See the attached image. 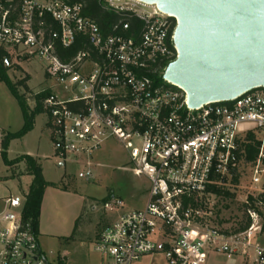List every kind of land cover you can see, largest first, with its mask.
Wrapping results in <instances>:
<instances>
[{
    "label": "built area",
    "instance_id": "1",
    "mask_svg": "<svg viewBox=\"0 0 264 264\" xmlns=\"http://www.w3.org/2000/svg\"><path fill=\"white\" fill-rule=\"evenodd\" d=\"M106 5L138 26L123 20L104 34L80 3L0 0V50L41 61L50 83L42 109L55 159L84 163L78 177L90 182L93 157L115 141L135 176L149 183L143 209L120 213L122 201L105 203L120 215L99 234L96 251L105 264L149 256L206 264L210 252L264 264L256 243L264 204L253 207L251 191L243 199L251 221L244 232L225 233L211 222L213 201L242 188L241 165L249 166L252 186H264V88L189 108L187 93L164 79L178 57L177 19L139 0ZM249 145L258 151L253 161ZM25 203L24 194L0 198V264H50Z\"/></svg>",
    "mask_w": 264,
    "mask_h": 264
},
{
    "label": "rangeland",
    "instance_id": "2",
    "mask_svg": "<svg viewBox=\"0 0 264 264\" xmlns=\"http://www.w3.org/2000/svg\"><path fill=\"white\" fill-rule=\"evenodd\" d=\"M104 2L107 3V0ZM7 67V76L12 83L17 84L29 78L27 81L29 90L18 87V93L24 97L29 108L34 109L36 107L35 97L50 85L43 63L36 59L27 61L14 57L10 58V64ZM46 121L45 113L39 114L35 117L33 129L30 132L10 141L7 156L10 161L16 160V163L11 167L6 166L1 156V141L6 135L16 134L23 129L24 116L18 100L6 84L0 82V198L25 195L28 192L31 179L27 177L25 160L20 161L19 159L23 156H32L41 166L47 181L61 182L63 180L66 186L63 183L56 186L68 188L72 195L67 196L69 199L65 202L62 198L56 197L57 194L52 196L51 193H54L56 189L50 187L43 205L46 216L52 208L59 211L62 216L64 207L73 209L75 205L79 207L80 203L84 204L79 228L86 232L81 235L76 233L80 240L71 243L68 247L71 251L68 260L72 262L71 264H87L91 259L97 260L102 257L95 250L94 236L113 224L119 218L120 213L143 209L148 199L149 183L145 178L135 176L130 167L128 155L115 141H110L101 153L93 157L91 169L95 179L90 182L78 177L86 166L84 163H67L64 167H59L54 157L49 132L45 126ZM241 174L240 187L242 188H231V197H221L213 201L216 206L211 217L212 225L229 234H234L246 223L247 210L243 199L247 193L251 191L254 197L258 198L261 189L264 188L260 185H251L248 165H241ZM112 198L124 203L125 207L120 213L105 210V203ZM40 244L50 264H53L63 243L58 240L41 238ZM135 264L166 263L161 256H149Z\"/></svg>",
    "mask_w": 264,
    "mask_h": 264
},
{
    "label": "water",
    "instance_id": "3",
    "mask_svg": "<svg viewBox=\"0 0 264 264\" xmlns=\"http://www.w3.org/2000/svg\"><path fill=\"white\" fill-rule=\"evenodd\" d=\"M177 19L164 79L199 108L264 88V0H139Z\"/></svg>",
    "mask_w": 264,
    "mask_h": 264
},
{
    "label": "trees",
    "instance_id": "4",
    "mask_svg": "<svg viewBox=\"0 0 264 264\" xmlns=\"http://www.w3.org/2000/svg\"><path fill=\"white\" fill-rule=\"evenodd\" d=\"M69 1L71 3H80L83 6L84 16L96 22L104 34L108 33L112 26L117 25L119 22L123 20L130 21L133 28H136L138 26V22L136 20H129L128 18L119 16L115 14L113 11L109 10L104 0H69ZM74 50H72V52ZM8 64H10V58L5 54L3 50H0V82L5 83L6 86L9 88L10 92L12 93V95L18 100L24 116L23 129L16 134L6 135L1 141L2 159L6 166L11 167L14 163H16V160L10 161L7 156V150L10 141L14 138L23 137L33 129L35 117L44 112L42 109V101L48 96L49 92L44 91L38 94L35 97L36 107L34 109H30L24 97L18 93V87H22L25 90H29L27 86V81L29 80V78L25 80H21L17 84L12 83L7 76ZM247 151H248L247 159L249 161L255 160V157L257 156L258 153L257 149L249 145L247 147ZM19 160L20 161L25 160L26 173L28 176H31L33 178L29 190L25 194V198H26L25 218H31L33 220L36 231H38L40 212H41L44 193L48 187H53L56 185L49 183L44 179L42 174V168L34 160V158L30 156H23L22 159ZM224 196L231 197L232 195L230 193H225ZM250 202L253 207L255 206L256 202H262L264 204V196H259L257 199H253L252 197H250ZM250 222L251 221L249 220V218L246 217V223L243 226H241L235 233L244 232L249 227ZM263 231H264V226H263Z\"/></svg>",
    "mask_w": 264,
    "mask_h": 264
},
{
    "label": "crops",
    "instance_id": "5",
    "mask_svg": "<svg viewBox=\"0 0 264 264\" xmlns=\"http://www.w3.org/2000/svg\"><path fill=\"white\" fill-rule=\"evenodd\" d=\"M45 126H46V122H45ZM64 166L65 165L59 163V167L62 168ZM42 174H43V170H42ZM27 177H30L32 182L33 178L31 176H27ZM47 182L58 185L63 183V180H61V182H51V181H47ZM63 185L66 186L64 183ZM52 188H55L56 190H54V193H51V195L54 196L55 194H57L56 197L62 198V200L65 202L69 199L67 198V196H72L68 188L65 189V188H60L58 186H53ZM49 189L50 187L46 189L42 201L40 219H39V230H38L39 238L40 239L49 238L51 240H58L59 242H62L63 246L61 245L62 248L61 250H59L58 256H55V260L53 264H71L72 262L68 260V258L71 255V251L68 249V247L70 246L71 243L80 240L78 234L81 235L86 232L79 228L80 215L82 214V209L84 208V204L80 203L79 207L75 205L73 209H69L68 207L65 209L64 207L62 216L59 211L52 208L51 212L49 211V214L46 216L44 214L43 205ZM63 216L65 218H63ZM76 233L78 234L76 235ZM99 234L97 236H94L95 245ZM260 235L261 237L259 238ZM260 235L257 237L256 243L264 248V231ZM81 244L83 245L84 243ZM87 264H105V263L103 257H100V259L97 260L94 259L89 260ZM206 264H247V263L241 257L227 259L223 255L217 254L215 252H210L207 256Z\"/></svg>",
    "mask_w": 264,
    "mask_h": 264
}]
</instances>
